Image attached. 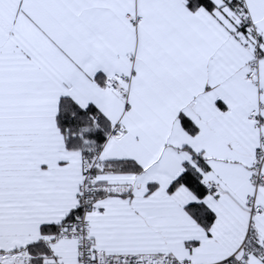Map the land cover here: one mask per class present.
I'll list each match as a JSON object with an SVG mask.
<instances>
[{"label":"snow or ice","instance_id":"1","mask_svg":"<svg viewBox=\"0 0 264 264\" xmlns=\"http://www.w3.org/2000/svg\"><path fill=\"white\" fill-rule=\"evenodd\" d=\"M0 264H264V0H0Z\"/></svg>","mask_w":264,"mask_h":264}]
</instances>
